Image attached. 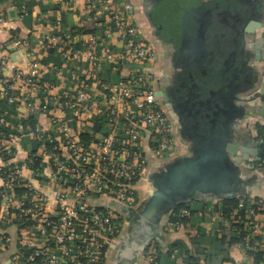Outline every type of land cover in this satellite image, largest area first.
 <instances>
[{"label": "built area", "instance_id": "1", "mask_svg": "<svg viewBox=\"0 0 264 264\" xmlns=\"http://www.w3.org/2000/svg\"><path fill=\"white\" fill-rule=\"evenodd\" d=\"M78 1L65 3L74 5ZM84 1L88 10L85 22L103 27L107 39L117 35L123 44L119 54L106 49L103 56H98L91 34L85 44L87 58L110 64L113 72L123 64L130 65L132 71L117 81L101 83L103 97L89 93L90 79L74 75L75 91L54 99L57 109L69 113L71 119L68 122L55 115L50 104L41 106L48 125L59 136L52 137L40 124L35 130L40 147L32 160L15 151L17 134L0 137V232L8 227L18 232V249L10 264H103L105 253L123 231L122 209L137 204V186L151 158L164 161L178 150L171 122L157 100L152 76L145 70L153 63L156 51L130 14L131 6L122 7L124 0ZM102 16L106 20H99ZM3 21L0 16V25ZM65 37L71 47L64 55L73 60L82 54V48H76L79 39L70 34ZM60 38L52 37L51 42ZM138 62L145 65L136 70L133 65ZM38 69L39 62L32 60L29 75H19L25 86L35 91ZM2 83L1 95L9 103L18 101L8 97L10 82ZM93 120L102 121L103 127L84 141L82 126ZM1 124L8 125L4 117ZM261 128L264 130V121L258 120L256 138L264 150ZM16 156L19 161H15ZM257 167L264 168L263 156ZM235 210L248 216L246 227L238 231L244 233V252L252 258L264 253V218H260L264 216V202L244 194ZM183 214L187 215V210ZM7 242L0 233V248ZM157 260L155 253L148 257L149 264H157Z\"/></svg>", "mask_w": 264, "mask_h": 264}, {"label": "crops", "instance_id": "2", "mask_svg": "<svg viewBox=\"0 0 264 264\" xmlns=\"http://www.w3.org/2000/svg\"><path fill=\"white\" fill-rule=\"evenodd\" d=\"M255 1L259 14L261 10L264 12V0ZM126 4L131 6L130 14L158 55L166 50L155 42L156 36L150 29L148 9L150 11L155 9V18L161 28L165 31L176 28L174 34L177 35L181 34L182 26L193 25L200 21L203 24L214 19L209 10L214 9L217 0L216 2L214 0H124L121 2L122 7ZM87 12L84 0H79L74 5H67L65 0H0V16L4 18L0 25V64L3 62L0 75V127L8 130V132L0 131V137L11 133L17 134L14 149L18 155L25 154L28 160H32L39 150L40 143L35 130L40 124L45 126L52 137L59 136V133L48 125L47 118L41 110L43 104L52 105L51 112L70 121L71 115L64 111L60 112L54 99L65 92L75 91L77 82L73 79L74 75L81 79H90L89 93L103 97L105 89L101 83L117 81L132 71L130 65L123 64L117 72H113L110 64L87 58L88 49L85 44L91 34L96 42L93 50L98 56H103L106 49L114 50L116 54L121 53L123 49L122 41L117 35L112 40L107 39L103 27L85 22ZM258 17L257 15L249 19L256 21L259 20ZM100 19L106 20L103 16ZM263 31L264 27L257 30V34L261 36ZM67 34L79 39L76 48H82V54L73 60H67L64 55V51L71 47L65 37ZM57 36H61L62 39L51 42V38ZM32 60L39 62L36 91L25 86L24 80L30 73L29 63ZM250 65L255 70L252 72L257 76L256 83L251 88L238 87L236 93L238 99L229 103L237 115L234 121V142L245 146L255 145V123L258 120L264 121V113L261 112L264 108L262 99L264 98V62L252 60ZM145 70L154 77V64L147 65ZM2 81L10 82L12 88L8 90V97H16L18 101L9 103L8 98L1 95L4 89ZM153 88L156 89L155 86ZM5 99L8 110L1 109ZM29 103L32 104L31 108L28 107ZM2 117L6 119L8 125L1 124ZM69 124L72 128H76L74 123ZM102 124L99 120L85 123L82 126L81 139L86 141L95 136L103 127ZM176 143L178 146V142ZM183 144L182 150L178 146V150L164 161L151 158L144 178L137 186L138 203L133 210L126 209L123 231L108 249L104 264H122L121 251L130 237L131 219L154 192L153 174L164 170L178 157L190 154L193 146L190 143ZM238 154L242 155L241 152ZM15 161H19L18 156ZM257 163L253 170L243 164L242 170L247 176L245 193L257 196L264 202V169L258 168ZM253 176L257 177V181L252 180ZM224 198L194 196L186 200L188 222L176 228L175 224L170 223L169 217L164 216L155 237L148 240L133 264H149L145 254L147 249L152 248H156L154 250L157 251L155 254L159 258L158 264H188L191 257L197 264H263L246 254L241 245L244 233L238 231L246 227L247 213L236 212L237 204L229 206L224 203ZM260 218L263 219L264 216ZM0 233L8 238L6 246L0 248V264H10L11 256L18 249V232L15 228L8 227ZM175 243L179 246L170 251V247Z\"/></svg>", "mask_w": 264, "mask_h": 264}, {"label": "water", "instance_id": "3", "mask_svg": "<svg viewBox=\"0 0 264 264\" xmlns=\"http://www.w3.org/2000/svg\"><path fill=\"white\" fill-rule=\"evenodd\" d=\"M217 1H224L230 6L222 9L221 13L215 10V7L209 10L214 21L213 25L208 26L206 36L207 38L214 36L215 40H209L213 44L208 49L209 54L207 52L204 54L207 65H203L200 71L196 63H189L185 73L188 93L192 99H189L188 106L191 110L187 114L190 120L186 122L187 117H183L181 123L186 137L194 143L193 148L190 154L178 157L164 170L153 174L154 192L140 207L137 225L130 232V242L122 254V264L134 263L135 257L132 255L136 256L135 248L140 247V243L146 240L151 229L160 224L173 206L185 202L192 196L203 198L232 191L234 193L241 185L236 181L237 176L247 179L242 170L243 164L253 170L255 163L262 159L260 156L264 155V150L257 139H254L255 145L250 146L234 142L233 119L237 115L234 111L229 113L230 106L227 104L230 100L225 98L227 96L225 83L234 80L235 74L232 73L237 64L238 68L245 67L249 71L246 75H251L255 83L257 81V76L252 75L248 63L252 60L264 62V31L261 36L257 34V30L264 27V12L261 10L259 14L255 0ZM257 15L259 20L249 19ZM233 39L234 44L242 43L243 40L245 47L242 48L240 56L230 62L229 58L234 51L225 55L227 48L221 50L222 47H218L217 51L214 49L220 40H226L230 45ZM215 70L219 72L218 81L221 82V87L217 91H213L214 85L211 84L212 81H216ZM220 95L221 97H217ZM231 95L235 97V101L238 99L235 94ZM261 112L264 113V108ZM239 152L242 155H239ZM251 159L253 161L249 162ZM252 180L257 181V177L253 176ZM243 190H247V187ZM150 225V230L145 231V226Z\"/></svg>", "mask_w": 264, "mask_h": 264}, {"label": "flooded vegetation", "instance_id": "4", "mask_svg": "<svg viewBox=\"0 0 264 264\" xmlns=\"http://www.w3.org/2000/svg\"><path fill=\"white\" fill-rule=\"evenodd\" d=\"M228 6L230 5L224 1H217L215 10H219L220 12L222 9L228 8ZM154 11L155 9L151 11L150 9L147 10L149 22L151 24L150 29L152 34L156 36L155 42L157 45L159 43L160 46L166 50V52L164 51L158 55L157 53L155 54V59L152 63L155 65L152 85L156 88L154 91L157 100L159 101L165 115L171 122L175 140L178 142V146L182 150V147L184 146L183 143H190L192 146L194 144L188 137H186L181 123L183 117H187V114L190 113L189 110H191V107L188 105L189 99H192V96L188 93L189 91L187 88L188 85L185 73L189 63H196L198 70L200 71L203 69V65H207V61L204 60V54L206 52L209 54L208 49L213 44L209 40L215 39L214 36L207 38L206 33L208 26L213 25L214 19H210L203 24H201L200 21L198 23L195 22L193 25H187L185 27L182 26L181 34L176 35L174 34V32H176V28H173L174 30L172 28H168L171 31H165L164 28L159 26L156 21ZM234 40L235 39H233V43L230 45L228 41L220 40V42L216 43L214 50L217 51L218 47H222L221 50L227 48L225 55H228L230 51H234L231 53V56L229 55V61L231 62L240 56L239 54H241L242 48L244 49L245 47L243 40L242 43L239 42L238 44H234ZM250 62L251 61L248 63L250 68L249 70H251L252 75L255 76L254 72H252L255 70L250 67ZM237 66L238 64L234 68V73H232L235 74L233 75L234 80L229 83L227 82L228 84L225 83L227 88V96H225V98H229V102H235V97L231 94L236 95L238 87L242 86L244 88H251L255 84L253 77L251 75H246L249 71L245 67L238 68ZM215 75L216 81H212L211 83L214 85L213 91H217L219 87H221V82L218 81L220 80V74L217 70H215ZM217 97H221V95ZM227 106H230L229 113L233 111L234 108L230 104H227ZM228 117L231 118V115ZM189 120L190 117H187L186 122ZM233 120L236 121V118ZM260 157L262 158V156Z\"/></svg>", "mask_w": 264, "mask_h": 264}, {"label": "trees", "instance_id": "5", "mask_svg": "<svg viewBox=\"0 0 264 264\" xmlns=\"http://www.w3.org/2000/svg\"><path fill=\"white\" fill-rule=\"evenodd\" d=\"M7 99H5V100H3V102H2V110H8V103H7V101H6ZM0 131L1 132H8V130H7V128H5V127H0ZM259 133H260V131H259ZM261 134H263L264 135V130L261 128ZM263 158H264V155H263ZM236 181H238V182H240V188H237V190H235V192L233 193V191L232 192H227V193H220V194H216V196H219V195H221V196H223V197H225L224 198V203L225 204H227V205H231V206H235L237 203H238V198L241 196V195H244V194H246L245 192H246V190H243V188L245 187V183H246V180H244L243 178H240L239 176H237V178H236ZM193 197V196H192ZM191 197V198H192ZM190 199V198H189ZM137 203H138V201H137ZM135 207V206H134ZM134 207H131V210H133V208ZM127 208H123L122 210H123V212H124V215H125V211H127L126 210ZM187 209V205H186V202H180V203H178V204H176L175 206H173V208L165 215V217L166 216H168L169 217V219H170V223H172V224H177V223H179V224H184V223H187L188 222V216L187 215H185L184 216V214H183V212L185 211ZM130 210V211H131ZM241 212H243V211H241ZM134 215V214H133ZM139 215H140V211L139 212H137L133 217H132V219H131V228H130V230L132 231L133 230V228L134 227H136V225H137V218L139 217ZM159 226V225H158ZM158 226H155L154 228H152L151 229V231H150V233L147 235V238H146V240L144 241V242H141L140 243V247H138V248H135V250H134V252H137L136 253V256L138 255V254H140V252L142 251V249L144 248V246L147 244V242H148V240H150L151 238H154L155 237V235H156V232H157V229H158ZM151 227V225L150 226H148V227H146L145 226V228H144V230L146 231V229L147 230H150L149 228ZM149 232V231H148ZM129 242H130V239H128V241L125 243V246L123 245V247H122V251H121V256H122V254L124 253V251H125V248H126V246H127V244H129ZM177 246H179V244L178 243H175V244H173L170 248V251H172V250H174V248L175 247H177ZM180 246H181V244H180ZM139 248H141L140 250H139ZM154 249H156V248H152V249H150V250H148L147 249V252H146V254H145V256L147 257V262H148V257L149 256H151L152 254H154L155 252H157L156 250H154ZM158 249V248H157ZM108 251V250H107ZM107 252L105 253V255H104V260H103V264L106 262V260H107ZM136 256H134V254L132 255V257H135L134 259H136ZM257 261H262V262H264V253H258V254H256L255 255V257H254ZM158 262H159V258H158V260H157V264H158ZM188 264H197V262L195 261V259L193 260V258L191 257L190 258V260H189V263Z\"/></svg>", "mask_w": 264, "mask_h": 264}, {"label": "rangeland", "instance_id": "6", "mask_svg": "<svg viewBox=\"0 0 264 264\" xmlns=\"http://www.w3.org/2000/svg\"><path fill=\"white\" fill-rule=\"evenodd\" d=\"M140 31H141V29H140ZM144 65L145 64H143V63H136V64H134L133 66H134V68L136 69V70H138V69H141V68H143L144 67ZM235 123V122H234Z\"/></svg>", "mask_w": 264, "mask_h": 264}]
</instances>
